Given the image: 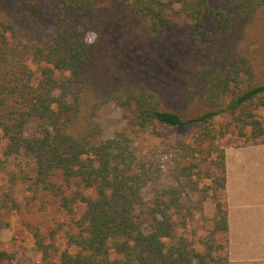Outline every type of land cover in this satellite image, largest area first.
I'll list each match as a JSON object with an SVG mask.
<instances>
[{"label":"trees","instance_id":"trees-1","mask_svg":"<svg viewBox=\"0 0 264 264\" xmlns=\"http://www.w3.org/2000/svg\"><path fill=\"white\" fill-rule=\"evenodd\" d=\"M7 1L10 8L0 11V211L17 208L1 176L14 184L10 159L27 156L33 184L53 189L50 177L59 172L94 190L78 193L85 206L78 232L53 264H264L228 257L225 150L213 145L230 124L245 142L235 146L264 143L255 112L264 106V75L238 47L247 24L264 22V0ZM26 13L48 30L24 26ZM175 13L200 28L211 18L217 42L176 52L166 41ZM168 56L181 72L170 85L153 75ZM162 86L194 107L166 105ZM107 102L133 111L143 130L156 123L201 127L200 143L217 152L207 187L215 216L205 235L197 236L196 209L182 201L179 180L163 184L159 167L138 159L129 137L101 138L96 117ZM222 113L230 117L225 127H211ZM0 264H14V255L0 248Z\"/></svg>","mask_w":264,"mask_h":264},{"label":"rangeland","instance_id":"rangeland-1","mask_svg":"<svg viewBox=\"0 0 264 264\" xmlns=\"http://www.w3.org/2000/svg\"><path fill=\"white\" fill-rule=\"evenodd\" d=\"M0 1V11L6 13L10 8L9 3L7 0ZM26 15L24 26L48 30L40 17L32 18L29 13ZM172 17L175 24L166 36V41L176 52L189 46L206 48L217 42L218 33L211 18H206L204 26L200 28L181 13H175ZM244 28L243 39L238 42V47L243 53L248 52L252 56L259 74L264 75V22L253 21ZM220 55L221 60L227 56L226 53ZM229 59L233 60L234 56L231 55ZM166 63L157 68L153 75L157 82L170 85L174 82V76L181 75V72L172 57L168 56ZM163 89L162 93L167 95L168 100L165 101L166 105L180 110L194 107L191 99L178 98L176 92L166 86ZM255 112L264 124V106H258ZM96 118L103 130L101 138L129 137L138 159H148L155 167H159L163 184H174L177 180L182 183L186 195L182 201L196 209L194 226L197 227V236L205 235L215 216V200L207 187L213 185L208 175L216 172L213 159L217 152H209L207 142L200 143L201 127L194 124L166 126L156 123L152 128L143 130L135 124L133 111L124 110L113 102L101 106ZM229 120V115L222 113L211 120L210 126L219 129L225 127ZM237 129L230 124L228 131L215 139L213 145L229 152L231 147L245 144ZM8 169L17 179L14 184H10L7 175H3L2 183L4 188L12 191L17 208L7 212L0 211V248L14 255V264H53L60 251L66 247L67 236L78 232L79 221L85 211L84 204L77 198L78 193L93 195L94 190L84 188L76 179L65 181L59 172L50 177L53 189L33 184L32 160L27 156L12 157ZM254 179L259 192L264 180L260 175ZM153 192L151 188L145 191L146 201L152 199Z\"/></svg>","mask_w":264,"mask_h":264},{"label":"crops","instance_id":"crops-1","mask_svg":"<svg viewBox=\"0 0 264 264\" xmlns=\"http://www.w3.org/2000/svg\"><path fill=\"white\" fill-rule=\"evenodd\" d=\"M225 165L229 259H264V185L257 192L254 181L264 180V143L231 147Z\"/></svg>","mask_w":264,"mask_h":264},{"label":"clouds","instance_id":"clouds-1","mask_svg":"<svg viewBox=\"0 0 264 264\" xmlns=\"http://www.w3.org/2000/svg\"><path fill=\"white\" fill-rule=\"evenodd\" d=\"M86 42L89 43V44H91V43L93 42V40H91V39H86Z\"/></svg>","mask_w":264,"mask_h":264}]
</instances>
